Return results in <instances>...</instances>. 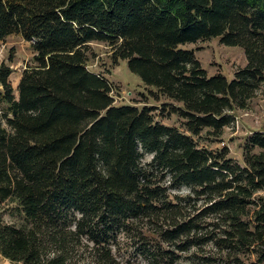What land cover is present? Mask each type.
Wrapping results in <instances>:
<instances>
[{
    "label": "trees",
    "instance_id": "obj_1",
    "mask_svg": "<svg viewBox=\"0 0 264 264\" xmlns=\"http://www.w3.org/2000/svg\"><path fill=\"white\" fill-rule=\"evenodd\" d=\"M12 35L33 57L17 87L14 57L0 65L1 256L264 264V130L242 160L220 146L264 84V0H0V40ZM216 38L245 50L233 79L187 47ZM94 42L114 68L127 60L143 105L116 102Z\"/></svg>",
    "mask_w": 264,
    "mask_h": 264
},
{
    "label": "rangeland",
    "instance_id": "obj_2",
    "mask_svg": "<svg viewBox=\"0 0 264 264\" xmlns=\"http://www.w3.org/2000/svg\"><path fill=\"white\" fill-rule=\"evenodd\" d=\"M187 47L198 48L197 56L210 74L223 72L230 79H233L236 70L245 66L248 61L245 50L242 47L225 45L217 38L211 41L189 44ZM93 48L96 55L92 58L90 67L95 71L113 69L110 75L111 79L120 87L119 92L115 93L116 102L118 104L136 103L143 105L145 97H143L141 92H146L147 88L141 83L139 76L129 69L127 60H124L121 66L114 68L111 63L110 48L106 44L94 42ZM11 56L14 57V61H11V64L15 70L12 75V81L17 87L24 67L33 57L30 43L18 35H12L6 40H0V65L4 61L10 63ZM236 114L235 125L227 129L220 146L229 145L232 155L242 160V142L244 138L255 130H264V84L251 100L249 107L238 110ZM164 121L170 124H179L176 116ZM202 144L204 143L202 142ZM151 159L152 154H148L146 160ZM178 192L187 193L188 189L183 187ZM140 258L144 259L143 257ZM200 261V257L192 251L183 254L177 264H204ZM0 264L19 263H14L0 255ZM153 264H168V262L157 263L155 261Z\"/></svg>",
    "mask_w": 264,
    "mask_h": 264
}]
</instances>
